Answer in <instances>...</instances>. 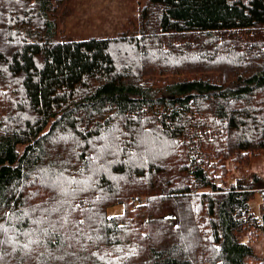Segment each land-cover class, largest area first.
Listing matches in <instances>:
<instances>
[{
    "label": "trees",
    "instance_id": "1",
    "mask_svg": "<svg viewBox=\"0 0 264 264\" xmlns=\"http://www.w3.org/2000/svg\"><path fill=\"white\" fill-rule=\"evenodd\" d=\"M67 1L0 0V264H264V180L218 183L264 150V0L94 39Z\"/></svg>",
    "mask_w": 264,
    "mask_h": 264
},
{
    "label": "rangeland",
    "instance_id": "2",
    "mask_svg": "<svg viewBox=\"0 0 264 264\" xmlns=\"http://www.w3.org/2000/svg\"><path fill=\"white\" fill-rule=\"evenodd\" d=\"M147 1L68 0L63 11L64 16L61 18L60 31L66 39L104 38L137 31L140 10ZM225 164L229 172L219 179V184L227 185L241 177L251 178L254 174H258L264 180V150L254 156L249 163L229 159ZM263 192H258L253 200V208L259 216L264 210ZM122 210L121 205L114 204L108 211L109 214L115 215ZM253 245L257 253L264 257V233L258 240L253 241Z\"/></svg>",
    "mask_w": 264,
    "mask_h": 264
}]
</instances>
